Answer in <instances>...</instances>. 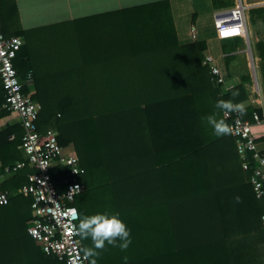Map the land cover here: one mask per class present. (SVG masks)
Listing matches in <instances>:
<instances>
[{
  "label": "trees",
  "instance_id": "16d2710c",
  "mask_svg": "<svg viewBox=\"0 0 264 264\" xmlns=\"http://www.w3.org/2000/svg\"><path fill=\"white\" fill-rule=\"evenodd\" d=\"M209 2L216 10L232 5ZM196 18L194 12L192 26ZM67 25L80 27L82 40L65 54L60 41L65 46L74 34L65 32ZM54 27L41 41L47 29L22 30L16 1L0 0V33L23 38L13 68L24 94L28 83L34 85L38 133L54 129L59 145L73 150L84 170L75 178L59 166L50 172L60 192L63 178L83 187L72 203L77 227L84 216L107 214L118 215L131 231L126 251L106 245L97 264H125V256L127 264H264V198L257 199L248 183L250 171L242 170L235 139L217 137L202 120L212 114L224 119L218 100L248 101V77L229 89L216 83L205 62L206 43L178 42L168 0ZM35 32L42 36L39 47ZM241 40L220 39L228 75ZM48 45L57 50L42 58ZM259 55L264 60L262 46ZM56 60L60 65L45 72V63ZM71 74L77 79L67 80ZM4 103L0 82L1 118L12 114ZM245 109L239 115L249 122L263 113ZM22 133L19 124L0 131L2 170L22 160ZM32 173L24 168L0 188L9 194L0 206V264H65L45 255L27 234L31 198L17 191ZM80 242L82 252L92 247L90 238Z\"/></svg>",
  "mask_w": 264,
  "mask_h": 264
},
{
  "label": "built area",
  "instance_id": "2783aa9c",
  "mask_svg": "<svg viewBox=\"0 0 264 264\" xmlns=\"http://www.w3.org/2000/svg\"><path fill=\"white\" fill-rule=\"evenodd\" d=\"M249 8L244 0H235L233 6L217 9L213 15V27L220 35L236 32L242 39L246 37V11ZM230 37V36H226ZM233 37V36H232ZM23 45V38H5L0 33V82L4 92L3 108L14 114L22 128L19 150L22 160L3 168V175L10 177L24 168L34 173L27 176L28 182L17 193L31 198L33 221L27 234L39 245L45 255L55 256L65 264H89L81 251L80 237L76 234L79 215L72 205L83 187L75 179L72 182L62 179L63 191H59L52 178L51 169L56 166L67 168L73 178L84 170L78 164L73 150L60 146L57 132L48 129L43 135L38 133L36 121L39 105L31 96L22 91L23 84L13 68V60ZM216 83L224 84L220 70L211 65L206 56ZM223 118L231 120L232 132L243 171H250L248 183L257 199L264 198V147H259L258 139L252 132L254 126L264 129V112L254 114L252 122L241 119L239 113L223 112ZM264 136V133H263ZM12 138V137H11ZM79 187V190L76 187ZM9 202L7 191H0V206ZM264 228V220H262Z\"/></svg>",
  "mask_w": 264,
  "mask_h": 264
},
{
  "label": "crops",
  "instance_id": "0c3cea01",
  "mask_svg": "<svg viewBox=\"0 0 264 264\" xmlns=\"http://www.w3.org/2000/svg\"><path fill=\"white\" fill-rule=\"evenodd\" d=\"M18 14L20 18V24L22 27V30H39L42 28L47 29L45 32V36L41 38L39 33L35 32L34 36L36 39V47H39V40L41 38V41H48V34L50 33L48 29L50 27L54 26H60L67 22H73L78 20H84L86 22H92L97 16L120 11L123 9L136 7L148 3H153L157 1H163V0H137L132 2H123V0H15ZM170 3L172 16H173V22L174 27L177 35L178 42L181 45L190 44L195 41H204L206 43L207 51L206 56H209L211 59L210 64L217 67L220 70V73L222 77L224 78V84L223 86L226 89L232 88L236 86L237 84L229 83L228 81L233 79L235 80V76L230 74V68H229V75L226 71L225 64H224V55L221 50L220 45V35H218L214 27H212V31L210 34H207V28L208 26L205 24V22L201 21L202 16L205 15L200 10V3L198 0H168ZM209 2V0H208ZM210 4V2H209ZM208 4V5H209ZM187 9L186 16L183 13L184 8ZM212 7V6H211ZM193 9L197 12V18L195 21L194 26H190V14L193 11ZM178 14V15H176ZM202 15V16H201ZM185 19L186 21V30L183 31V29H180V19ZM201 21V22H200ZM75 27V26H74ZM72 25L64 26L63 29H65L66 33H72L71 35L67 36V42H65V46L62 41L61 43V50L62 53H69L70 48H74L76 44H79L82 40L79 28H72ZM52 29H58L56 27ZM62 31V28H60ZM84 31H87L84 29ZM58 41V40H56ZM59 42V41H58ZM35 47V48H36ZM44 48V55H42V58H47V55L49 52L56 51L57 49L54 46H45ZM36 52H32L33 57H37ZM59 53V52H58ZM40 56V54H39ZM61 62L59 60L52 61L50 65H47L44 67L45 72L46 68L53 70L57 66L60 65ZM62 65V64H61ZM231 67V64H230ZM233 76V77H232ZM68 79L75 80L77 77L69 75L67 77ZM23 80V79H22ZM24 83V82H23ZM24 84H27L26 82ZM240 84V83H238ZM35 93L34 85L31 83H28L27 85V93L28 95L32 96ZM245 107L250 106L257 109H261L264 112V105L262 104V100L258 99L255 95H252V97H248V101L243 103ZM249 121V120H248ZM251 122V121H250ZM18 119L14 114H10L8 116H5V118L0 117V131L3 129L4 126H16L18 125ZM253 134L258 138L256 142L258 143L259 147H264V129L263 127H257L254 126L252 129ZM19 150V147H18ZM17 150V151H18ZM10 177L3 175V170L0 163V188L2 187L4 182H8Z\"/></svg>",
  "mask_w": 264,
  "mask_h": 264
},
{
  "label": "rangeland",
  "instance_id": "374dc122",
  "mask_svg": "<svg viewBox=\"0 0 264 264\" xmlns=\"http://www.w3.org/2000/svg\"><path fill=\"white\" fill-rule=\"evenodd\" d=\"M137 0H123V2H132ZM200 3V10L205 15L202 16L201 21L205 22L208 26L207 34H210L213 27V15L216 11L209 4L208 0H198ZM224 2L232 3L231 6L235 4V0H221ZM244 2L249 5L246 11V37H242L241 43L238 48L232 53L233 60L231 61L230 74L235 76V80L231 79L228 82L238 84L241 83L240 77L247 76L248 83L246 84V89L250 97L255 95L258 99L262 100L264 105V60L260 58L259 47L262 46L264 50V28L258 26V21H264V0H244ZM209 4V5H208ZM184 8V7H183ZM254 11V13H252ZM196 10L190 14V26L191 16ZM183 13L186 16L187 9H183ZM178 15V14H176ZM125 19V18H123ZM200 21V22H201ZM90 25V24H85ZM186 30L185 19H180V29ZM236 32L221 34V37L235 36ZM232 76V77H233Z\"/></svg>",
  "mask_w": 264,
  "mask_h": 264
},
{
  "label": "clouds",
  "instance_id": "9594fccd",
  "mask_svg": "<svg viewBox=\"0 0 264 264\" xmlns=\"http://www.w3.org/2000/svg\"><path fill=\"white\" fill-rule=\"evenodd\" d=\"M258 26L264 28V21H258ZM28 78L31 79V73L28 74ZM232 95L235 97L239 93L238 91L233 92ZM215 107L225 113L235 112L244 115L246 112L243 103H233L232 100H218ZM57 116L59 117L60 114L58 113ZM202 120H206L217 137L229 135L232 132L231 126L224 119H218L216 114L202 117ZM76 189L79 190V187L77 186ZM235 202L241 203V197H235ZM261 220H264V216L261 217ZM76 234L82 240L90 238L92 241V247L83 249L84 259L89 260V264H97V258L105 250L106 245L126 251L132 242L130 229L118 215L94 214L84 216L80 219ZM124 260L125 264H127L128 257L125 256Z\"/></svg>",
  "mask_w": 264,
  "mask_h": 264
}]
</instances>
